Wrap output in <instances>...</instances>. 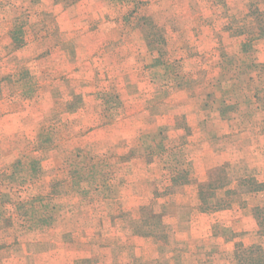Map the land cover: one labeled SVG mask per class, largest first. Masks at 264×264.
<instances>
[{
    "label": "rangeland",
    "instance_id": "rangeland-1",
    "mask_svg": "<svg viewBox=\"0 0 264 264\" xmlns=\"http://www.w3.org/2000/svg\"><path fill=\"white\" fill-rule=\"evenodd\" d=\"M217 1L0 0V119L42 113L0 124L1 264H98L111 246L123 264H235L249 234L264 246V0ZM87 118L127 139L78 148ZM145 168L148 193L120 196Z\"/></svg>",
    "mask_w": 264,
    "mask_h": 264
},
{
    "label": "crops",
    "instance_id": "crops-1",
    "mask_svg": "<svg viewBox=\"0 0 264 264\" xmlns=\"http://www.w3.org/2000/svg\"><path fill=\"white\" fill-rule=\"evenodd\" d=\"M223 1L224 0H221V4H219V1H217L216 3V6L217 7H221V5H223ZM228 4H229V1L228 0H225ZM5 16H2L1 19H3ZM207 34L209 35H213L214 34V30L213 29H207ZM8 34V31L7 30H1V36L2 37H7L6 35ZM7 42L10 41V39L7 37L6 38ZM65 62V61H64ZM75 64L77 63H74V65L70 64L69 61L67 60V67L70 68V67H75ZM3 108V107H2ZM3 110V109H2ZM3 112V111H2ZM7 114L6 115H3L1 116V119H0V124H1V131L5 130H17L19 127H22L24 128L25 126L28 127L27 125H31V123H27V120H28V116L30 117H36V116H42V113L40 112H37L36 110H31V109H28V110H23V111H17V108L16 107H11L9 106V109L8 111H5ZM169 115H166V118H165V123L167 126H174V117ZM94 119H84L83 120V123L81 125V128L80 129H77L79 132V130H82L83 129V132L86 133L87 131V134L85 135H82V134H79L76 136V138H73L75 139V141L77 142V147L78 148H85V147H91V146H99L100 143L107 146L108 148H112V146L115 147V145L118 143V141H125L127 139L126 135H122V134H119V133H110V131H107L105 129V126L103 123L97 121V123H94L93 122ZM71 128L74 127V126H70ZM173 129V128H171ZM174 131V130H173ZM120 136V137H119ZM102 141V142H101ZM75 146V147H76ZM74 148V147H73ZM98 162H100V159H98ZM103 162V161H102ZM142 162V160H139V159H133L131 160L130 162H125L123 165H125L126 167L128 165H130L131 167L133 166L134 163H136L135 165H140V163ZM94 164L98 165L97 161H94ZM144 164V163H143ZM145 166L144 167H147V164L145 163L144 164ZM206 168L208 167H205V171H206ZM204 170V169H203ZM205 171L203 173V176L205 174ZM202 171H197V173H201ZM142 176L140 177L139 176V182H136V185L134 184V179L133 178V175H129L128 176V171L126 173V177L125 179H127V182L124 186L121 187V191H120V196H125V197H138V196H145L143 193H148V185L151 186V182H150V178H151V175L150 173H148V169L145 168L142 170L141 172ZM202 174V173H201ZM204 180V179H202ZM160 182V181H159ZM136 189V191H135ZM188 188H186L187 190ZM182 190H180L179 192H181ZM150 195V193H149ZM133 200V199H131ZM134 204L132 202L130 203H123L121 207V209H123L124 211H127V212H130L132 213V217L134 216V212H135V209ZM107 212L109 213H114V210H113V207H111L110 205H107ZM99 212L100 213V209H82V211L85 212ZM78 211V210H77ZM79 213H81L79 211ZM100 214H103V213H100ZM84 217H85V221H82V219L80 221L83 222L82 225H84V222H85V225L89 226L88 225V218L86 216V213H83L82 214ZM200 219L202 220L201 222V225H200V229H201V234H202V231H205L211 226L210 224V221L209 220V217L207 214H200ZM92 218V217H90ZM91 222V221H90ZM72 223V227H74V223H73V220H69V223L68 225ZM92 223V222H91ZM93 224V223H92ZM208 224H209V227H208ZM67 225V226H68ZM70 227V226H69ZM68 227V228H69ZM93 227L92 225L89 226V228ZM198 230V226H197V223L193 224V221L190 222V230L195 232V230ZM251 235V237H250ZM254 234H249V237L248 238H245V240H247V243H245L244 245L245 246H251L253 244H257L260 242V240H258L257 238L258 237H255L253 236ZM178 237V236H177ZM126 239H131L130 236H127ZM182 240V239H181ZM244 240V241H245ZM188 243H193V236L189 237L188 238ZM187 243V244H188ZM109 244H115L113 242H109ZM115 247L111 246L110 248L108 249H105V255L107 258L105 260H103L105 262V264H123L126 263V257L125 255H121V256H116L117 252L115 251ZM121 250V249H120ZM221 250H224L223 247L221 248ZM142 253V256H141V259H142V262L146 263V262H149L151 259H150V255H147V252H141ZM118 255V254H117ZM225 255V253H223V256ZM15 256V255H14ZM116 256V257H115ZM191 254H189V262H191ZM115 257V258H114ZM196 257V256H195ZM101 259H104L103 256H101V258L98 260L100 261ZM115 260V261H114ZM101 261V262H103ZM195 261H197V258L195 259ZM70 262V259L68 258V256H63L61 257V263L62 264H69ZM101 262H99L98 264H101ZM221 263H224V258H221ZM1 264V262H0Z\"/></svg>",
    "mask_w": 264,
    "mask_h": 264
},
{
    "label": "trees",
    "instance_id": "trees-1",
    "mask_svg": "<svg viewBox=\"0 0 264 264\" xmlns=\"http://www.w3.org/2000/svg\"><path fill=\"white\" fill-rule=\"evenodd\" d=\"M255 15L257 22L264 30V11L256 9ZM255 219L258 224V234L262 238L264 237V207L255 209ZM235 264H264V246L255 244L245 247L239 244L235 251Z\"/></svg>",
    "mask_w": 264,
    "mask_h": 264
}]
</instances>
